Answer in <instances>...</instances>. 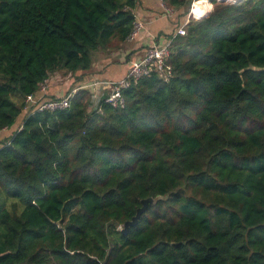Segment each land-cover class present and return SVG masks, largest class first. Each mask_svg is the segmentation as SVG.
<instances>
[{
    "label": "trees",
    "instance_id": "16d2710c",
    "mask_svg": "<svg viewBox=\"0 0 264 264\" xmlns=\"http://www.w3.org/2000/svg\"><path fill=\"white\" fill-rule=\"evenodd\" d=\"M161 1L178 26L193 0ZM208 1L168 81L39 112L50 74L123 48L138 0H0V264H264V0Z\"/></svg>",
    "mask_w": 264,
    "mask_h": 264
},
{
    "label": "crops",
    "instance_id": "0c3cea01",
    "mask_svg": "<svg viewBox=\"0 0 264 264\" xmlns=\"http://www.w3.org/2000/svg\"><path fill=\"white\" fill-rule=\"evenodd\" d=\"M210 7H212L210 5ZM134 14L143 22V29L137 34L134 40L126 41L123 48L119 52L98 51L93 54L92 65L89 70L67 74L70 79L66 82L59 75V72L50 74L44 82L45 92L48 97L64 96L68 90H76L78 86H84L85 82L93 80L102 81H118L126 76L128 62L133 58H141L145 49L150 45L151 41L163 44L169 34H173L176 28L181 25L185 18L178 26H175V12L167 14L162 6L161 0H138L134 9ZM152 38V39H151ZM131 54L129 57L128 55ZM62 73V72H61ZM76 78H80L76 80ZM85 83V84H84ZM83 84V85H82ZM78 89V88H77ZM23 115L26 114L23 112ZM22 124L20 121L17 129ZM9 130L0 131V141L8 136Z\"/></svg>",
    "mask_w": 264,
    "mask_h": 264
},
{
    "label": "built area",
    "instance_id": "2783aa9c",
    "mask_svg": "<svg viewBox=\"0 0 264 264\" xmlns=\"http://www.w3.org/2000/svg\"><path fill=\"white\" fill-rule=\"evenodd\" d=\"M200 1H205L198 4ZM234 3L231 0H227ZM210 3L207 0H193L190 3L189 10L186 15V20L179 25L173 35L166 39L163 44L156 43L154 38L150 45L145 49L144 54L141 58L134 57L128 62V68L126 76L118 81H102L93 80L86 83L84 86L79 87L85 88L90 92V98L93 104L97 106L98 102L105 95L104 102L112 108H118L124 106V98L122 91L126 89L131 83L136 82L144 76H150L156 74L160 79L168 81L173 74L171 64L167 63L170 56V43L173 38L177 35H185V27L191 19H200L204 17L210 11ZM165 12L169 15L173 13V10L165 7ZM135 21L133 24V31L128 40H134L137 34L143 29V22L139 20L137 15L134 14ZM152 39V38H151ZM73 90L71 93L56 97L52 99L47 98V94L44 91V85L40 87V95L38 98L34 96L27 97V108H33L36 111H58L66 110L70 106V98L78 90ZM22 125V124H21ZM21 125L19 129H21Z\"/></svg>",
    "mask_w": 264,
    "mask_h": 264
},
{
    "label": "water",
    "instance_id": "95a60500",
    "mask_svg": "<svg viewBox=\"0 0 264 264\" xmlns=\"http://www.w3.org/2000/svg\"><path fill=\"white\" fill-rule=\"evenodd\" d=\"M161 199V197H156V198H146L140 201L141 206L136 210L135 215L128 221H126L123 225V229L121 230V232L123 234H126L129 230L130 227L135 226L138 223V220L141 216V214L146 210L147 205L150 204H155L157 201H159Z\"/></svg>",
    "mask_w": 264,
    "mask_h": 264
},
{
    "label": "rangeland",
    "instance_id": "374dc122",
    "mask_svg": "<svg viewBox=\"0 0 264 264\" xmlns=\"http://www.w3.org/2000/svg\"><path fill=\"white\" fill-rule=\"evenodd\" d=\"M208 1V0H207ZM240 1V0H239ZM234 2L235 4H240L242 1H244V0H241L240 2ZM203 2H205V1H203ZM209 2V1H208ZM210 3V2H209ZM228 3H231V2H228ZM212 6V5H211ZM210 8H212V7H210ZM131 56V54L129 55V57ZM58 73V72H57ZM59 75L65 80V82L68 80V79H70L69 77V75H67V73H61V72H59ZM77 89V88H76ZM45 90H46V88H45V86H44V93L46 94V92H45ZM73 91V90H72ZM71 93V92H70Z\"/></svg>",
    "mask_w": 264,
    "mask_h": 264
},
{
    "label": "bare ground",
    "instance_id": "6f19581e",
    "mask_svg": "<svg viewBox=\"0 0 264 264\" xmlns=\"http://www.w3.org/2000/svg\"><path fill=\"white\" fill-rule=\"evenodd\" d=\"M233 2H238L239 0H231ZM203 3V1H200L198 4Z\"/></svg>",
    "mask_w": 264,
    "mask_h": 264
}]
</instances>
